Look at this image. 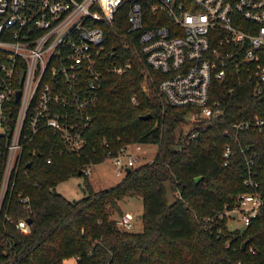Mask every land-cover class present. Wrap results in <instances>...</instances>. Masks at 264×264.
Here are the masks:
<instances>
[{
	"label": "trees",
	"instance_id": "obj_1",
	"mask_svg": "<svg viewBox=\"0 0 264 264\" xmlns=\"http://www.w3.org/2000/svg\"><path fill=\"white\" fill-rule=\"evenodd\" d=\"M129 6L125 1L113 21L104 23L103 39L110 37L116 48L126 40ZM148 15L157 16L156 22L169 21L165 13L143 8L144 22ZM135 35L131 32L126 52L129 69L102 73L83 131L86 142L78 150L68 149L60 135L46 128L23 148L0 210V264H264V207L240 229L218 215L237 192L250 189L242 181L239 135L256 149L258 178L264 180V130L230 128L236 118L264 115V90L234 68L232 79L213 76L209 100H217L223 111L191 120L196 107L164 98L156 82L167 73L140 57ZM132 141L156 142L155 156L130 166L107 187L95 189L84 179L81 197L69 198L56 189L68 176L85 174V164L106 158L107 150L114 153ZM226 142L231 143L228 157L223 155ZM125 195L142 197L140 230L122 229L112 214L122 213L118 200ZM27 216L29 228L22 231L16 221Z\"/></svg>",
	"mask_w": 264,
	"mask_h": 264
},
{
	"label": "built area",
	"instance_id": "obj_2",
	"mask_svg": "<svg viewBox=\"0 0 264 264\" xmlns=\"http://www.w3.org/2000/svg\"><path fill=\"white\" fill-rule=\"evenodd\" d=\"M125 1L130 2L126 40L116 48L110 37L103 39L104 23L113 21ZM143 8L163 12L169 21L156 22L157 16L148 15L144 22ZM131 32L136 33L140 57L167 73L156 82L164 98L196 107L191 120L223 111L217 100H209L213 76L232 79L234 68L264 90V0H0V210L23 148L43 129H52L71 150L86 142L83 131L99 96L102 73H123L131 66ZM230 126L239 132L264 130V115L239 117ZM224 132L230 135L228 128ZM230 152L231 143H224L223 155ZM256 154L252 142H242L239 135L242 181L250 189L237 192L234 202H225L218 212L242 227L264 207ZM106 157L124 171L140 159L127 144L114 153L107 150ZM82 170L87 174L89 164ZM27 199L21 196L24 206ZM116 222L131 230L133 213L124 210ZM29 223L21 217L16 226L26 231Z\"/></svg>",
	"mask_w": 264,
	"mask_h": 264
},
{
	"label": "rangeland",
	"instance_id": "obj_3",
	"mask_svg": "<svg viewBox=\"0 0 264 264\" xmlns=\"http://www.w3.org/2000/svg\"><path fill=\"white\" fill-rule=\"evenodd\" d=\"M139 144V148L136 145ZM127 148L132 153L140 156L139 161H148L152 159L158 149L156 142H128ZM89 172L87 174H73L59 181L56 189L69 198L81 197L84 193L83 184L86 179L95 189L107 187L115 184L124 175V170H119L118 166L110 157L89 164ZM172 194L168 191V200H172ZM123 210H129L133 213V226L131 230H140L142 228L141 213L143 209L142 197L140 195H125L118 200ZM115 217H119L120 213L113 212ZM233 227H241L239 221H231L229 223Z\"/></svg>",
	"mask_w": 264,
	"mask_h": 264
},
{
	"label": "water",
	"instance_id": "obj_4",
	"mask_svg": "<svg viewBox=\"0 0 264 264\" xmlns=\"http://www.w3.org/2000/svg\"><path fill=\"white\" fill-rule=\"evenodd\" d=\"M22 73H23V71L21 70V72H20V78L22 77ZM18 97H19V89H17V90H16V93H15V98L17 99ZM149 115H150L149 112L142 114L143 117H147V116H149ZM67 148H68V147H67ZM29 163H30V162H27L26 164H29ZM129 169H130V167L128 166V167H126L125 171H128ZM80 171H81V170H78V173H79ZM198 178H199V176H196V179H198ZM26 220H27L28 222H30V221H31V217H30V216H27V217H26ZM246 242H247V239H245V240L243 241L242 246H244Z\"/></svg>",
	"mask_w": 264,
	"mask_h": 264
}]
</instances>
